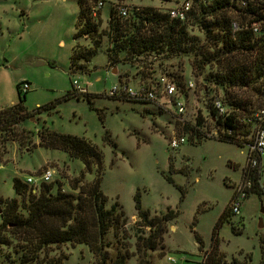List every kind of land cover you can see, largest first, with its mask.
I'll use <instances>...</instances> for the list:
<instances>
[{
	"label": "rangeland",
	"instance_id": "374dc122",
	"mask_svg": "<svg viewBox=\"0 0 264 264\" xmlns=\"http://www.w3.org/2000/svg\"><path fill=\"white\" fill-rule=\"evenodd\" d=\"M77 1L0 0V110L22 99L26 111L34 114L15 127L20 142L4 145L7 155L0 164V226L5 212L1 201L16 200L18 213L26 216L24 200L12 187L15 178L21 182L26 177L38 179L40 172L51 169L55 172L51 193L60 187L77 195L78 191L70 188L75 179L83 174V183H91L97 176L94 168L92 174L84 173L83 164L63 152L39 148L38 135L45 128L98 148L103 158L100 190L107 199L105 209L117 204L124 219L103 239L104 260L85 245L66 243L44 249L38 260L29 264H202L215 246L227 263L237 259L264 264V193L250 194L242 201L239 215L219 222L241 182L246 150L212 137L215 128L210 123L209 101L223 99V94L204 80L210 67L196 75L192 58L184 56H147L125 63L124 54H120L119 63L108 61V22L116 6L166 13L181 0H83L91 10L102 4L91 17L97 34L75 41ZM227 16L241 22L235 10ZM188 32L203 39L197 28L188 27ZM94 41H99L97 54L87 63L80 61V71L71 72L72 49H92ZM75 80L86 87L90 101L67 97ZM162 80L174 84L177 93L173 100L185 105L187 129L181 130L175 106L167 103L159 88L154 103L109 96L113 87H155ZM22 82L29 84L25 95L18 89ZM188 83L193 88L189 89ZM237 93L254 107L264 104L250 89ZM196 129L207 136L191 134ZM174 135L182 136L185 143L172 150L169 142ZM262 160L264 163V154ZM38 190H31L32 194ZM136 200L150 218L165 217L162 242L154 251L137 247L138 238H147L150 229L137 217ZM195 235L201 238L202 250ZM25 256L11 227L0 231V264H27Z\"/></svg>",
	"mask_w": 264,
	"mask_h": 264
},
{
	"label": "trees",
	"instance_id": "16d2710c",
	"mask_svg": "<svg viewBox=\"0 0 264 264\" xmlns=\"http://www.w3.org/2000/svg\"><path fill=\"white\" fill-rule=\"evenodd\" d=\"M239 1L214 0L206 5L196 1L184 21L171 19L168 12L138 8H131L129 16L121 18L113 9L108 22L110 48L107 56L110 64L119 63L120 54H124L125 63H132L147 56L166 59L179 56L191 57V65L196 75H202L204 69L210 67V72L204 80L213 83L221 90L223 99L220 100L227 110V116L219 118L210 99V123L215 128L214 132H217V135L212 137L243 147L250 136L251 128L241 120L248 117L251 110L258 109L264 104L254 107L237 91L250 89L264 100V90H262L264 36H257L243 29L252 18L250 10L239 7ZM77 3L79 12L75 26V41L97 34V26L91 22L93 10L87 7L83 0H78ZM232 10H235L241 19V22H236L240 29L234 35L230 30L233 21L227 16ZM188 27L197 28L203 39L190 35ZM98 48L99 41H94L93 48L86 51H81L79 46H75L70 57L71 72L80 71L83 67L79 62H89L97 54ZM213 67L215 71L212 72ZM259 81L263 83L256 88L255 85ZM71 96H81L88 101L91 97L88 93L77 94L73 89L67 97ZM120 99L132 101L125 97ZM22 102L20 99L19 103L0 110V164L7 155L4 145L13 141L20 142L21 136L18 135L15 127L34 115L26 111ZM50 107L53 105L48 106L47 109ZM197 119L199 120V117ZM188 126L186 123L185 126H181V130L187 129ZM191 134L199 137L207 136L197 129ZM38 138L39 148L63 152L69 159L79 160L84 166V173L92 174L94 168L97 176L91 183H83V174L75 179L70 188L72 191H78L77 195L63 192L60 187L55 194H52V182L39 185L38 194L33 195L32 189L25 181L21 182L15 178L12 187L16 195L24 200L23 208L26 216L23 217L18 213L19 205L16 200L1 201L5 205V212L2 215L3 223L0 231L11 227L12 235L27 253L23 258L27 264L36 262L44 249L66 243L85 245L96 258L104 260L103 239L111 229L121 224L124 213L121 209L117 211V204L109 210L105 209L107 199L100 190L103 173L102 153L95 145L84 139L60 135L45 128ZM106 139L110 142L109 136H106ZM112 146L115 147L114 144ZM252 193L261 195L255 188L250 194ZM135 208L138 219L150 229L147 238H138L137 247L145 252L154 251L162 242L165 217L150 218L149 214L141 209L138 200ZM229 215L232 214L227 208L219 222L226 220ZM195 240L202 250L201 238L195 235ZM118 263L123 264L122 261ZM202 264L249 263L237 259L227 263L215 246L206 254Z\"/></svg>",
	"mask_w": 264,
	"mask_h": 264
},
{
	"label": "built area",
	"instance_id": "2783aa9c",
	"mask_svg": "<svg viewBox=\"0 0 264 264\" xmlns=\"http://www.w3.org/2000/svg\"><path fill=\"white\" fill-rule=\"evenodd\" d=\"M202 4H211L214 0H181L177 2L176 7L168 11L171 19L184 21L188 14L193 9L195 2ZM102 4L98 3L97 8L92 11V16L95 17ZM239 7L244 10H250L252 20L245 24L243 29L251 31L254 35L264 36V0H240ZM116 14L121 18H127L130 13V8L116 6L114 8ZM247 22V21H246ZM238 24L232 22L230 25L231 34H235L239 31ZM187 87L193 88L191 83L187 84ZM160 89L162 96L167 98V103L175 106L176 120L181 126H185L187 123L186 115L187 110L185 105L181 102H176L173 97L176 95L177 90L174 84L164 82L163 80L157 82L152 87L140 85L137 89H130L126 85L121 89L113 87L109 92L111 98L125 97L129 100L142 103H154L157 101L158 95L156 89ZM72 89L77 94H87L86 87H83L76 80L72 82ZM29 90V84L22 82L19 85V91L21 94H26ZM264 90V88H262ZM212 107L219 118L227 116V110L222 104L220 98H214L212 100ZM243 124H248L251 128L250 136L243 144L246 150V165L242 170V178L239 185L234 188V196L230 201L228 209L232 215H239L242 201L246 199L250 193L254 190H258L259 193H264V163L262 156L264 154V105L258 109L251 110L249 116L241 120ZM213 135H217L214 132ZM185 140L182 136H173L170 139L169 147L172 150L177 149L180 145L184 144ZM55 172L51 169H46L38 174V179L33 177H26L25 183L35 192V188L41 184H48L52 182Z\"/></svg>",
	"mask_w": 264,
	"mask_h": 264
},
{
	"label": "water",
	"instance_id": "95a60500",
	"mask_svg": "<svg viewBox=\"0 0 264 264\" xmlns=\"http://www.w3.org/2000/svg\"><path fill=\"white\" fill-rule=\"evenodd\" d=\"M262 212L264 213V209L262 210Z\"/></svg>",
	"mask_w": 264,
	"mask_h": 264
}]
</instances>
